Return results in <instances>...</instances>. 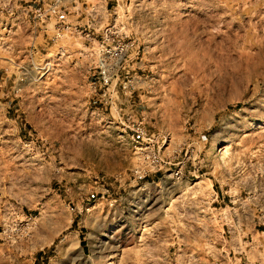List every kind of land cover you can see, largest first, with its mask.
Returning <instances> with one entry per match:
<instances>
[{"label": "rangeland", "instance_id": "1", "mask_svg": "<svg viewBox=\"0 0 264 264\" xmlns=\"http://www.w3.org/2000/svg\"><path fill=\"white\" fill-rule=\"evenodd\" d=\"M116 2L104 85L81 14L0 0V264L264 262V0Z\"/></svg>", "mask_w": 264, "mask_h": 264}, {"label": "built area", "instance_id": "2", "mask_svg": "<svg viewBox=\"0 0 264 264\" xmlns=\"http://www.w3.org/2000/svg\"><path fill=\"white\" fill-rule=\"evenodd\" d=\"M57 0H51V3H46L47 7L53 6V2ZM116 1V0H115ZM62 7L68 11L69 9L74 12L73 15H82L80 20L83 24V37L91 44L96 45V58L99 62V70L97 71L104 85H110V77L112 75L117 76L115 65L118 64L120 58L126 53L128 46L132 43L133 39L125 38V35L119 33V26H116L115 18L113 21L108 20V14L110 12L115 13V5L109 4V0H62ZM53 15H47L48 18H54ZM84 18V19H83ZM60 21H63L62 19ZM79 26V23H69V22H58L53 26L50 37H59L64 31L72 30ZM107 61V62H106ZM106 87V86H105ZM107 88V87H106ZM112 89V88H111ZM132 128V127H130ZM133 131L130 133V137L133 135H139L140 138H144L145 147L152 152L153 158L149 162H145V165H134L131 170L136 173V177L140 178L143 173L139 171H145L151 166H157L159 164V159L154 157L155 151L153 141L146 135V131L139 126L132 128ZM148 155V154H147ZM173 173L179 175L180 169H174ZM250 264V263H249Z\"/></svg>", "mask_w": 264, "mask_h": 264}, {"label": "crops", "instance_id": "3", "mask_svg": "<svg viewBox=\"0 0 264 264\" xmlns=\"http://www.w3.org/2000/svg\"><path fill=\"white\" fill-rule=\"evenodd\" d=\"M215 264H248V263H215ZM253 264H264V262L260 261L259 263H253Z\"/></svg>", "mask_w": 264, "mask_h": 264}, {"label": "bare ground", "instance_id": "4", "mask_svg": "<svg viewBox=\"0 0 264 264\" xmlns=\"http://www.w3.org/2000/svg\"><path fill=\"white\" fill-rule=\"evenodd\" d=\"M117 7H119V5H118V4L116 5V9H117Z\"/></svg>", "mask_w": 264, "mask_h": 264}]
</instances>
